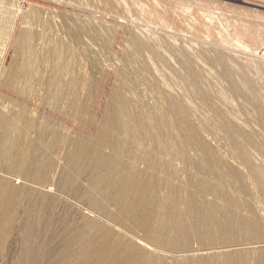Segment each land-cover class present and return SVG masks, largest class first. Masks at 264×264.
<instances>
[{"label": "rangeland", "instance_id": "obj_1", "mask_svg": "<svg viewBox=\"0 0 264 264\" xmlns=\"http://www.w3.org/2000/svg\"><path fill=\"white\" fill-rule=\"evenodd\" d=\"M264 4L0 0V264H264Z\"/></svg>", "mask_w": 264, "mask_h": 264}, {"label": "crops", "instance_id": "obj_2", "mask_svg": "<svg viewBox=\"0 0 264 264\" xmlns=\"http://www.w3.org/2000/svg\"><path fill=\"white\" fill-rule=\"evenodd\" d=\"M249 1H254V2H259L261 4H264V0H249Z\"/></svg>", "mask_w": 264, "mask_h": 264}, {"label": "bare ground", "instance_id": "obj_3", "mask_svg": "<svg viewBox=\"0 0 264 264\" xmlns=\"http://www.w3.org/2000/svg\"><path fill=\"white\" fill-rule=\"evenodd\" d=\"M264 49V48H263Z\"/></svg>", "mask_w": 264, "mask_h": 264}]
</instances>
